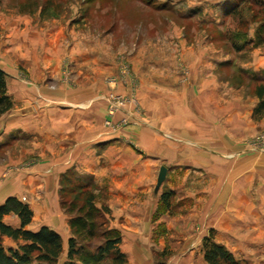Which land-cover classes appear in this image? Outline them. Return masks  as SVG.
Returning <instances> with one entry per match:
<instances>
[{"label":"rangeland","instance_id":"obj_1","mask_svg":"<svg viewBox=\"0 0 264 264\" xmlns=\"http://www.w3.org/2000/svg\"><path fill=\"white\" fill-rule=\"evenodd\" d=\"M262 25L264 0H0V67L29 86L32 69L18 63L20 51L57 67L56 74L32 77L38 84L31 100L18 99V87L11 88L12 110L0 116V179L22 167L48 166L47 136L41 131L27 138L16 123L24 115L34 117L32 124L51 133L56 121L45 95L72 93L75 101L88 93L90 121L96 103L103 102L99 125L106 133L128 140L125 130L146 128L174 143L181 129L170 109L183 100L185 156L200 154V163L188 161L157 192L133 197L132 190H92L90 179L65 171L60 189L51 190L58 212L68 216L61 201L81 203L90 193L98 208L108 209L99 220L120 232L124 264H207L202 240L210 235L239 264H264V189L256 190V175L246 173L251 165L246 158L264 155V116L253 113L259 88L264 96V43L255 41ZM28 32L35 33L32 53L18 44V35ZM226 113L242 118L248 113V122L214 134L210 127H219ZM11 122L16 125L7 131ZM33 141L41 144L40 161L13 162ZM214 156L223 157L222 164ZM224 161L226 179H216L212 172L217 167L224 172ZM167 181L175 186L169 210L159 200ZM225 182L232 190H218L228 188ZM32 194L34 208L50 190ZM133 217H144L148 225L140 235L132 236ZM61 219L55 225L64 227ZM65 261L61 256L52 264Z\"/></svg>","mask_w":264,"mask_h":264},{"label":"crops","instance_id":"obj_2","mask_svg":"<svg viewBox=\"0 0 264 264\" xmlns=\"http://www.w3.org/2000/svg\"><path fill=\"white\" fill-rule=\"evenodd\" d=\"M25 34V36L18 35V44H22L25 51L28 50L32 53L30 47L32 42H34L35 33L28 32ZM43 59L41 62H38L33 60L31 55L28 54L26 56L25 53L21 51L17 56L19 64L23 63L22 65L32 69L30 73V86L25 83L23 79H13L10 77L9 73L6 74V70L3 67H0L5 73L6 93L10 99L11 97H15L12 95L13 93L11 94V88L15 86H17L19 90L16 96L18 99H33L37 93L36 84H38V82L32 77H34V75H45L46 71H50L51 73L54 71V74H56V64H46ZM43 68H46V70ZM54 94L55 95H45L43 97V100L50 103L51 112L49 115L54 117L56 121L54 128H50L51 133L46 134L45 130H41L42 127H40L39 123L36 125L32 124L35 122L34 117H25L24 115L21 121L17 119L16 122L17 125L22 127L21 133L27 138L29 136H35L41 131L43 132V136H47L51 151L48 166L43 169L40 165L22 167L8 177H5V179H0V204L8 197H15L20 201L24 199L25 202L23 203H26L32 211L31 222L25 229L37 231L41 227H47L56 232L61 240V253L59 257L62 256L66 258L67 241L70 237V230L67 224L68 216L64 215L62 212H58L56 198L51 194V190L55 192V190L60 189L58 178L61 174L65 171L73 170L76 171L78 177L90 179V184L93 185L92 190H126L129 193H131L132 190L133 197L138 193L143 194L146 193L147 190H154L158 170L161 166L166 168V176L170 179L178 167L185 165L188 161H197L200 163V154L198 156L192 155V157L185 156V135L183 133V126L188 122V119H186L188 108L184 105L183 100L177 101L175 108L173 107L170 109L174 110L172 113L177 114L176 122L178 123V129H181L180 133H177L180 139L174 143L169 140H161L151 129H141L137 127L125 130L123 133L128 137V140H122L121 134H108L99 125L100 117H102L103 114V105H100L103 102L100 101L96 103L97 107L95 108H97V112L94 114V121H90V113L91 116H93V111L92 108L88 107V93H81L80 99L75 101H73L74 97H71L72 93H68L67 95L63 94L62 96H58L57 92ZM69 96L70 99H68ZM100 107L101 109L99 110L98 108ZM24 108L29 109L28 106ZM11 110L12 109L6 113L11 112ZM29 113L30 112L27 114ZM66 116H69V119L61 121L62 118ZM193 119V123L198 126H200L201 122L207 125L206 121H202V119ZM240 122H242V124L243 122H248V113H246V116L243 118L238 114L234 116L226 113L224 114L223 120L216 122L219 124V127H212L210 125V129L214 134L226 132L236 124L240 126ZM209 123L212 124L211 121H209ZM15 125L16 124L12 122L8 123L6 128L7 131H13ZM34 140H36V137H34ZM32 143V149L23 152L21 155L19 154L13 162L21 163L29 159H37V161H40L39 157L41 150H39V148L41 144L37 142V146H35L36 144H34V141ZM45 143L44 141L42 145L48 144ZM221 158L219 156H214L212 159H214L213 161L217 164L223 162ZM246 159H249L251 162L249 166L250 169L246 173L251 177L256 175V190H263L264 187L258 185L263 183L264 180V155L255 158L247 157ZM224 162V172L217 166L214 172H212L216 179H222V177L226 179L227 161ZM229 171L231 172V170ZM183 177L184 175L182 178ZM165 183L167 187L165 189L166 191L175 190L172 181H167ZM225 185L226 187L228 186L227 189L222 187L218 190H232V186L228 185L227 182H225ZM36 190H50V195L43 197L42 201H40L41 203L35 204L33 208L30 206L31 200H34L32 191L36 192ZM59 216L62 218L61 220H65L64 227L62 223L60 225H55L56 222H54V220ZM142 220L144 221V217H133L132 229L134 228V230L132 236L142 234L141 232L144 231H141L140 228L148 227ZM2 222L12 228H18L20 226L18 218L12 213L5 215ZM165 222L168 221L165 220ZM181 233L183 234V231ZM0 243L4 248H15L17 244V242L2 235H0Z\"/></svg>","mask_w":264,"mask_h":264},{"label":"trees","instance_id":"obj_3","mask_svg":"<svg viewBox=\"0 0 264 264\" xmlns=\"http://www.w3.org/2000/svg\"><path fill=\"white\" fill-rule=\"evenodd\" d=\"M262 28L256 33V45L264 43V25ZM6 92L5 73L0 69V116L13 107V102ZM257 96L259 102L253 113L256 116H264L262 88H259ZM88 183L87 181L80 187L83 193L88 190ZM173 197V191H165L160 195L159 200L165 209H171ZM61 207L68 215L67 224L70 230L65 264L125 263V254L120 249V232L108 228L105 221L99 220L101 213L108 211L105 206L98 208L92 195L85 193L81 203L74 198L61 201ZM10 213L18 218V228H12L2 222L3 217ZM31 219L32 211L29 206L15 197H8L0 204V235L17 242L15 248H4L0 243V264H52L58 259L61 253L59 235L47 227H41L37 231L25 229ZM202 249L203 260L207 264H239L229 251L213 241V235L203 238Z\"/></svg>","mask_w":264,"mask_h":264},{"label":"water","instance_id":"obj_4","mask_svg":"<svg viewBox=\"0 0 264 264\" xmlns=\"http://www.w3.org/2000/svg\"><path fill=\"white\" fill-rule=\"evenodd\" d=\"M166 168L164 166H161L158 170V174H157V178H156V183L154 186V192H157V190L159 189L160 185L162 184V182L165 179L166 176Z\"/></svg>","mask_w":264,"mask_h":264}]
</instances>
